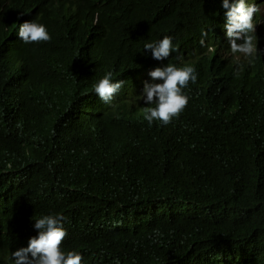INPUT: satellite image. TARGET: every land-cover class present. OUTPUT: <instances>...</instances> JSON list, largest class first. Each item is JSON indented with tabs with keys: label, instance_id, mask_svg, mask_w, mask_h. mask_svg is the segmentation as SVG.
<instances>
[{
	"label": "trees",
	"instance_id": "trees-1",
	"mask_svg": "<svg viewBox=\"0 0 264 264\" xmlns=\"http://www.w3.org/2000/svg\"><path fill=\"white\" fill-rule=\"evenodd\" d=\"M219 1L0 0V264L55 213L82 264H264V55L225 51ZM29 20L51 40L22 42ZM165 35L178 51L155 60L141 45ZM168 63L197 82L178 118L149 126L141 73ZM109 71L125 83L105 104Z\"/></svg>",
	"mask_w": 264,
	"mask_h": 264
},
{
	"label": "clouds",
	"instance_id": "clouds-1",
	"mask_svg": "<svg viewBox=\"0 0 264 264\" xmlns=\"http://www.w3.org/2000/svg\"><path fill=\"white\" fill-rule=\"evenodd\" d=\"M222 18L226 19L223 28L218 32V39L230 41L225 51L237 58L243 56L249 65H253L255 60L264 55V50H259L258 37L256 35V23L254 16L261 14V7L264 0H222ZM226 9V12H225ZM225 13V16H224ZM207 32L202 30V37ZM18 36L25 44L48 42L51 36L44 24L36 20L25 21L19 26ZM149 39L144 45V49L150 50L152 58L164 60L171 53L177 52L178 48L173 44V37L165 35L162 39ZM201 44L204 43L203 38ZM210 46V50L215 47V40H208L204 43ZM226 44H224L225 46ZM244 71V65L238 64L234 70V75L239 77ZM144 78L142 81V99L146 105L144 119L149 126L154 121L166 126L178 118L188 105L190 97L183 91L189 82H197L198 73L192 64L177 65L168 63L166 66L156 67L153 70L145 69L141 73ZM149 74L151 81L145 80ZM125 81L115 80L111 71L94 85V91L99 99L105 104L114 103L120 95ZM65 217L60 213L42 215L35 219L34 228L38 230V235L29 239L27 247H21L12 253L14 264H82V253L75 250H62V243L67 236V229L64 227ZM24 223L22 214L16 219ZM26 223V222H25Z\"/></svg>",
	"mask_w": 264,
	"mask_h": 264
},
{
	"label": "rangeland",
	"instance_id": "rangeland-1",
	"mask_svg": "<svg viewBox=\"0 0 264 264\" xmlns=\"http://www.w3.org/2000/svg\"><path fill=\"white\" fill-rule=\"evenodd\" d=\"M261 11H262L261 14H264V6L261 7Z\"/></svg>",
	"mask_w": 264,
	"mask_h": 264
}]
</instances>
